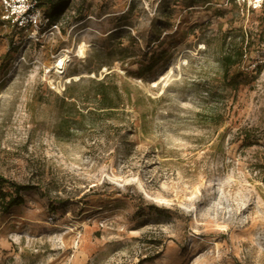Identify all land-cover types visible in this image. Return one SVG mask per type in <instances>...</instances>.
I'll list each match as a JSON object with an SVG mask.
<instances>
[{"label":"rangeland","instance_id":"obj_1","mask_svg":"<svg viewBox=\"0 0 264 264\" xmlns=\"http://www.w3.org/2000/svg\"><path fill=\"white\" fill-rule=\"evenodd\" d=\"M52 2L20 26L0 0V178L35 186L0 209V264H264V0ZM101 79L113 117L88 112Z\"/></svg>","mask_w":264,"mask_h":264},{"label":"trees","instance_id":"obj_2","mask_svg":"<svg viewBox=\"0 0 264 264\" xmlns=\"http://www.w3.org/2000/svg\"><path fill=\"white\" fill-rule=\"evenodd\" d=\"M48 5V21H55L62 9V3H54L52 0H35L36 5ZM251 42L243 44H237L229 52L223 54L220 58V64L222 68V80L225 85L232 88H238L240 85L249 83L254 76L251 74L250 61H251ZM154 63V62H153ZM152 64L142 68L139 72L142 75L144 72L150 71ZM257 72L260 71L258 64L255 65ZM93 84V98L95 100L94 110L88 111L89 113H101V115H106L107 117H113L118 107L116 96L118 95V89L115 84H110L106 80L101 79L98 81L92 80ZM73 86V85H72ZM68 86L64 95L62 97V102L67 105L69 109H73V113L79 115L81 120L85 118V114L82 110H76L75 104L78 101L77 97L71 93V87ZM75 109V110H74ZM71 114H64L58 124V131L64 133H70L74 129L72 124ZM1 185H6L7 190H2L0 188V209L2 212H6L10 207L14 205L21 204L23 202L22 193L35 189V186L30 184H18L15 182H10L0 178ZM50 209L54 210L53 203H49Z\"/></svg>","mask_w":264,"mask_h":264},{"label":"built area","instance_id":"obj_3","mask_svg":"<svg viewBox=\"0 0 264 264\" xmlns=\"http://www.w3.org/2000/svg\"><path fill=\"white\" fill-rule=\"evenodd\" d=\"M27 0H2V7L6 12L7 18L14 16L15 20L21 25H24L25 16H27V22L36 24V14L27 13L26 7ZM36 26V25H35Z\"/></svg>","mask_w":264,"mask_h":264},{"label":"bare ground","instance_id":"obj_4","mask_svg":"<svg viewBox=\"0 0 264 264\" xmlns=\"http://www.w3.org/2000/svg\"><path fill=\"white\" fill-rule=\"evenodd\" d=\"M69 60V57L66 53L60 54L58 58L54 62V68H56L57 73H62L64 70V67Z\"/></svg>","mask_w":264,"mask_h":264}]
</instances>
